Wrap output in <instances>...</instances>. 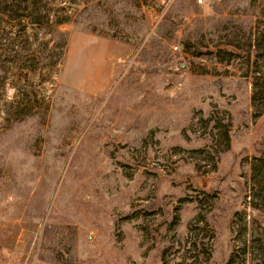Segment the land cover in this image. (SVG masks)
I'll return each mask as SVG.
<instances>
[{
    "label": "rangeland",
    "instance_id": "obj_1",
    "mask_svg": "<svg viewBox=\"0 0 264 264\" xmlns=\"http://www.w3.org/2000/svg\"><path fill=\"white\" fill-rule=\"evenodd\" d=\"M30 14H0V264H264V0Z\"/></svg>",
    "mask_w": 264,
    "mask_h": 264
},
{
    "label": "trees",
    "instance_id": "obj_2",
    "mask_svg": "<svg viewBox=\"0 0 264 264\" xmlns=\"http://www.w3.org/2000/svg\"><path fill=\"white\" fill-rule=\"evenodd\" d=\"M36 1L37 0H0V14L9 16L17 20H19L22 17L23 18L28 17L31 19L32 14L30 15H26V14L27 11L30 10V6H33L36 3ZM29 4L30 6H28ZM36 20L37 19H31V22H35ZM58 24L61 23L59 22ZM55 33L62 36V34L58 33L57 31H55ZM65 45H66V41H63V44L61 46L62 56L65 53ZM222 53H224L222 50H217L216 52V56L218 57V62L221 64L227 63L228 61L220 56ZM229 56H231L232 58L234 57L238 58V55L233 53H229ZM252 79L254 83L252 85V93L250 99L252 106L255 109L253 116L254 118H258L264 114V108L263 109L259 108L261 104L260 102H264V87L258 83L259 80L254 75Z\"/></svg>",
    "mask_w": 264,
    "mask_h": 264
},
{
    "label": "crops",
    "instance_id": "obj_3",
    "mask_svg": "<svg viewBox=\"0 0 264 264\" xmlns=\"http://www.w3.org/2000/svg\"><path fill=\"white\" fill-rule=\"evenodd\" d=\"M19 261H10V264H17Z\"/></svg>",
    "mask_w": 264,
    "mask_h": 264
},
{
    "label": "built area",
    "instance_id": "obj_4",
    "mask_svg": "<svg viewBox=\"0 0 264 264\" xmlns=\"http://www.w3.org/2000/svg\"><path fill=\"white\" fill-rule=\"evenodd\" d=\"M198 3L200 4L201 3V0H198ZM177 50V48H174V51Z\"/></svg>",
    "mask_w": 264,
    "mask_h": 264
}]
</instances>
